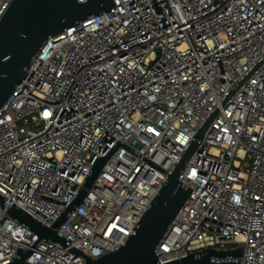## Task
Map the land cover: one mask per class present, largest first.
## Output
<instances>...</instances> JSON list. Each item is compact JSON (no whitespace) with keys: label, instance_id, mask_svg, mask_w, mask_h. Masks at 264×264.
Segmentation results:
<instances>
[{"label":"built area","instance_id":"1","mask_svg":"<svg viewBox=\"0 0 264 264\" xmlns=\"http://www.w3.org/2000/svg\"><path fill=\"white\" fill-rule=\"evenodd\" d=\"M195 139L157 262L240 248L215 260L264 264V0H114L50 36L0 108V264L20 249L29 264L118 249ZM113 149L57 228L66 245L9 215L52 226Z\"/></svg>","mask_w":264,"mask_h":264},{"label":"water","instance_id":"2","mask_svg":"<svg viewBox=\"0 0 264 264\" xmlns=\"http://www.w3.org/2000/svg\"><path fill=\"white\" fill-rule=\"evenodd\" d=\"M113 6L114 0H12L0 19V108L27 76L33 60L50 36ZM214 116L215 113L205 122L197 138L204 135ZM198 146V139H195L169 173L126 243L101 256H87L84 264H231L215 258L231 252L242 255L240 248H207L170 262H157V246L190 196L191 188L183 183L180 174ZM113 151L114 149L108 155L97 159L74 200L61 212L52 226L43 224L17 205L8 209L9 215L29 226L39 235L40 240L46 238L66 245L68 239L57 228L83 201ZM4 201L5 197L0 195L2 206ZM30 254L31 250L20 249L19 255L8 264H29L26 259ZM234 263H239V260Z\"/></svg>","mask_w":264,"mask_h":264}]
</instances>
